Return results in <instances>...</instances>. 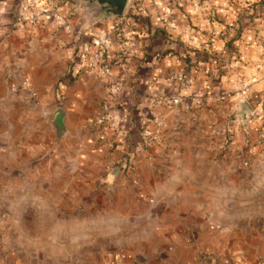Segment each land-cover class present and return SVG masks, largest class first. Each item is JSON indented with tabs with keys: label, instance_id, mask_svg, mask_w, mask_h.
<instances>
[{
	"label": "crops",
	"instance_id": "obj_1",
	"mask_svg": "<svg viewBox=\"0 0 264 264\" xmlns=\"http://www.w3.org/2000/svg\"><path fill=\"white\" fill-rule=\"evenodd\" d=\"M27 1L2 0L7 19L13 16L14 2ZM38 1L51 2L75 28H91L97 35L106 33L113 21L88 26L87 13L74 1ZM164 5L172 11L169 25L161 17L160 6ZM125 16L136 51L127 57L128 71L114 63L113 78L123 84L117 94L110 93L99 73L90 76L82 71L73 81L67 77L75 53L95 47L85 36L78 38L64 29L37 30L24 23L0 42V213L30 203V193L42 195L46 188L64 191L62 198L75 199L78 204L83 196L76 194L84 189V175L99 168L100 154L109 151V141L134 148L145 139L149 126L154 129L149 145L143 153L135 146L134 170L128 176L121 170L119 177L147 188L157 198L163 196L162 187L178 175L184 185L180 194L194 189L214 198L217 188L223 207L219 220L225 223L220 233L223 240L210 238L196 227L182 228L181 223L186 225L196 215L178 211L164 215L170 223L162 225V237L171 239L172 245L168 242L149 254L121 251L106 264H199L198 256L209 263L231 259L250 264L240 256L233 259L231 253L243 252L244 221L253 223L250 237L259 244L254 252L264 253V227L258 224L264 223V213L258 210L245 215L242 209L245 201L256 205L263 201L258 196L264 191V4L259 7L251 0H130ZM234 32L238 34L231 42ZM243 48L247 57L240 60ZM76 59L75 67L81 71V61ZM174 72L192 79V88L179 87ZM26 78L30 87L24 84ZM205 84L210 88L204 104L196 107L192 94ZM178 94L182 102L176 106L171 97ZM241 101L259 112L256 123L247 122L248 114L239 117ZM59 108L65 110L62 128L56 125ZM111 116L118 123L104 127L107 138H100L102 119ZM123 133L126 138L120 139L117 135ZM118 155L119 159L122 153ZM194 169L206 174L209 185L193 188L187 183ZM159 174L166 175L164 182ZM26 195L27 203L22 202ZM47 195L43 196L55 202L57 194ZM184 199L180 205L187 206L188 198ZM168 200L161 199L160 204L167 206ZM21 219L31 218L23 215ZM2 238L0 264H43L21 257L23 247L14 248L15 256L9 261ZM183 238L189 240L183 242ZM259 238H263L261 244Z\"/></svg>",
	"mask_w": 264,
	"mask_h": 264
},
{
	"label": "rangeland",
	"instance_id": "obj_2",
	"mask_svg": "<svg viewBox=\"0 0 264 264\" xmlns=\"http://www.w3.org/2000/svg\"><path fill=\"white\" fill-rule=\"evenodd\" d=\"M251 2L257 3L259 7L264 4V0H251ZM101 126L100 138H107L103 128L110 127L103 126V121ZM145 130L154 129L148 126ZM109 148V151L103 150L104 152L100 154L102 160L98 162L99 168L94 167L92 171L89 169L90 171L84 175V184L86 183L84 189L76 194L78 197L80 194L83 196L81 202L77 201L78 204H75V199L62 198L61 193L64 191L58 193L53 188H46L42 195L30 193L29 196L32 198L30 203L0 213V237H3V246L8 248L6 256L9 261L12 255L15 256L13 250L16 247H23L19 254L21 257L43 264H106L117 253L130 249L140 254L154 253L166 247L168 242L172 245L171 239L162 237V225L170 223L164 215L178 211L196 215L188 219L186 225L181 223L182 228L196 227L210 238L223 240L220 233H223L225 223L219 220L223 215V207L220 204L221 198L217 188L215 190L218 195L214 198H209V194L205 191L194 189L187 190L186 195L180 194L179 189L184 185L178 175L177 178H172L171 184H166V188L162 187L163 196L159 194L157 198L147 188H139L133 182L120 178V172L114 174L112 165L117 161L120 151L115 146L111 147V143ZM132 166L134 167L135 164ZM165 176L159 174V180L164 182ZM190 176L187 183L193 185V188L195 185H209V180L205 178L206 174L202 172L194 169ZM168 188L172 189L168 191ZM142 192L154 197V202L144 201L140 196ZM48 193L53 196L57 194L55 202L51 203L47 197H44ZM42 196L43 198H40ZM71 196H75V191ZM185 197L188 198L187 206L180 205V202L185 201ZM245 197L250 196L245 195ZM28 198L26 195L22 202L27 203ZM258 198L263 199L259 205L254 204L253 201H245L242 207L245 215L256 213L258 210L264 213V191ZM161 199H170L167 206L161 205ZM200 201L202 203L199 205ZM210 202L212 205L209 204ZM23 215H28L31 219L23 221L21 219ZM211 224L217 225L218 228L211 230ZM243 224L245 226L243 252L238 255L231 253L232 258L240 256L250 264H264V253L254 252L256 250L254 246L259 244L253 243L250 237L253 223L244 221ZM258 224L261 228L264 227V223ZM262 239L259 238L260 244ZM188 240L181 239L183 242ZM230 240L233 238H227V241Z\"/></svg>",
	"mask_w": 264,
	"mask_h": 264
},
{
	"label": "built area",
	"instance_id": "obj_3",
	"mask_svg": "<svg viewBox=\"0 0 264 264\" xmlns=\"http://www.w3.org/2000/svg\"><path fill=\"white\" fill-rule=\"evenodd\" d=\"M51 2L48 4L38 0H28L22 4L19 8V12L16 16V25L27 23L30 27L37 30L46 29L50 32H57L61 29L72 32L74 36L80 38L85 36L89 41H94V48H82L79 53V60L81 61V72L84 71L86 75L101 74L109 84V91L112 94H117L123 88L121 81L113 78L114 76V63L120 66L123 70L128 71L127 57H129L134 51H136L135 36L131 26L128 24L126 16H120L113 18L112 24L108 31L102 35H97L91 28H75L72 22L68 19V16L63 14L58 7H53ZM2 9L0 8V15ZM160 13L165 25L171 24L170 17L172 11L168 6H160ZM5 23L0 19V34L5 30ZM59 38L60 37H56ZM238 57L240 60H245L247 57V49L243 48ZM173 79L179 82V87L184 89L192 88L193 81L187 78L181 72H174ZM24 84L30 87L31 81L26 78ZM210 88L209 84H205L201 89L194 91L192 94V100L196 107H200L204 104L206 91ZM248 88L245 89L247 92ZM165 98V97H164ZM173 105H179L182 102V96L177 95L171 97ZM103 117L104 112L101 114ZM260 118V114L256 110H252L248 114V123L254 124ZM104 125L115 126L118 123V118L111 116L102 119ZM245 134L250 135V131L246 130ZM120 139L126 138L125 134L117 135ZM152 131H145V139L137 143V150L143 153L146 146L149 145L148 137H152ZM141 198L154 202V197H149L148 194L142 192ZM211 229H217L215 224H211ZM199 264H236L231 259H224L221 262L209 263L204 257L195 258Z\"/></svg>",
	"mask_w": 264,
	"mask_h": 264
},
{
	"label": "water",
	"instance_id": "obj_4",
	"mask_svg": "<svg viewBox=\"0 0 264 264\" xmlns=\"http://www.w3.org/2000/svg\"><path fill=\"white\" fill-rule=\"evenodd\" d=\"M77 7L83 9L88 15V26H93L97 23L108 21L110 19L125 15L130 0H72ZM252 108L246 101L240 102V110L238 115L240 118L243 115L251 113ZM56 125L58 128L63 127L62 118L65 115V110L59 108L57 110ZM60 122V123H59ZM114 174L121 171L119 166L115 163L112 165Z\"/></svg>",
	"mask_w": 264,
	"mask_h": 264
},
{
	"label": "trees",
	"instance_id": "obj_5",
	"mask_svg": "<svg viewBox=\"0 0 264 264\" xmlns=\"http://www.w3.org/2000/svg\"><path fill=\"white\" fill-rule=\"evenodd\" d=\"M3 4H2V0H0V8L2 9ZM21 7V4H14L11 6V13H12V17H10V20L7 19L6 14L4 13V10H2V13L0 15V19L1 21H3L5 23V30L0 34V42L4 41L7 39V37H9V35L16 29L17 25H16V16L15 15V10L16 8ZM127 16H130V12L127 14ZM238 33L234 32L231 38V42L235 41L236 37ZM81 52V51H80ZM75 53V59H74V63L72 65L71 70L69 71L67 77H70V81H73L75 79H77L81 73L80 69H77L76 63H77V57H79V53ZM112 140V139H111ZM109 141L111 143V147L115 146V148H117L121 153L122 156L117 159V161L115 162L119 168L121 170H123V172L125 173V175H128V173L130 171H133L134 168L132 166V159L136 157V148L134 146H132V144H128L126 147L124 145H122L121 141ZM113 143V144H112ZM126 148V149H125Z\"/></svg>",
	"mask_w": 264,
	"mask_h": 264
}]
</instances>
